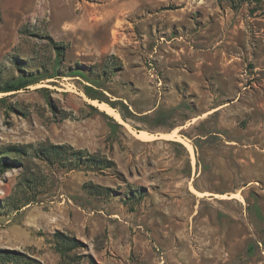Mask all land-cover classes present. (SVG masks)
<instances>
[{"label":"rangeland","instance_id":"1","mask_svg":"<svg viewBox=\"0 0 264 264\" xmlns=\"http://www.w3.org/2000/svg\"><path fill=\"white\" fill-rule=\"evenodd\" d=\"M20 76L41 79L0 92V150L112 164L8 153L0 248L33 261L0 264H264V0H0V87Z\"/></svg>","mask_w":264,"mask_h":264},{"label":"trees","instance_id":"2","mask_svg":"<svg viewBox=\"0 0 264 264\" xmlns=\"http://www.w3.org/2000/svg\"><path fill=\"white\" fill-rule=\"evenodd\" d=\"M233 7L240 6L243 2L248 4L260 2V0H230ZM57 48V55L58 57L61 56L60 49L62 46H56ZM41 78H27L20 76L16 80L9 81L4 84V86L0 87V92H8V91H16L22 89L30 84L36 83ZM91 99H98V101H102L101 98L97 96L89 95ZM93 109L98 110L96 106L89 104ZM5 150V151H4ZM4 150H0V173L4 172L5 170L14 166V164L19 163L18 158L8 156V153H14L15 155H28L30 152H34L40 159L44 160L45 162L56 165L58 168H64L67 170L77 169V168H86L90 170H103L111 166V160L100 156L96 153H88L84 149H78L73 147L70 144H54L50 142L46 143H39L37 146H33L32 144L26 145H12L7 146ZM6 153V154H2ZM30 182L31 180H27ZM29 186V185H28ZM98 185L90 186L91 191H96L98 189ZM10 205L13 206L16 210L20 209L25 204L29 203L31 199H15L10 197L9 198ZM55 238L60 243L61 248L63 250H70L73 248L78 247L81 242L68 235H65L61 231L55 232ZM9 261H20V262H30L33 259L28 258L22 252L13 249H6L0 248V263H6Z\"/></svg>","mask_w":264,"mask_h":264},{"label":"bare ground","instance_id":"3","mask_svg":"<svg viewBox=\"0 0 264 264\" xmlns=\"http://www.w3.org/2000/svg\"><path fill=\"white\" fill-rule=\"evenodd\" d=\"M99 104L100 105H104V106L106 105L104 103H99ZM106 108H108V110H106L108 113L114 114V117H116L117 119H119L120 121H122L121 116H120V114L117 111H114V109L112 107H109V106H107ZM137 136L146 137V133H144V132H137ZM187 145L189 146V148H192L189 143H187Z\"/></svg>","mask_w":264,"mask_h":264},{"label":"crops","instance_id":"4","mask_svg":"<svg viewBox=\"0 0 264 264\" xmlns=\"http://www.w3.org/2000/svg\"><path fill=\"white\" fill-rule=\"evenodd\" d=\"M139 132H144V131H139Z\"/></svg>","mask_w":264,"mask_h":264}]
</instances>
